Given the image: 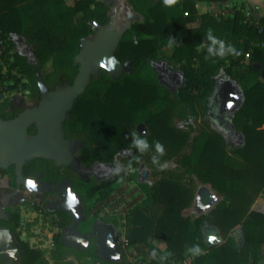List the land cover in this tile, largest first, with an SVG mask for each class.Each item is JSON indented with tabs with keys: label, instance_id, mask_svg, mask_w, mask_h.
I'll return each mask as SVG.
<instances>
[{
	"label": "trees",
	"instance_id": "obj_1",
	"mask_svg": "<svg viewBox=\"0 0 264 264\" xmlns=\"http://www.w3.org/2000/svg\"><path fill=\"white\" fill-rule=\"evenodd\" d=\"M197 1L177 0L166 6L163 0H126L131 11L141 19L123 35L116 55L122 62L131 60L136 72L125 74L119 80L107 74L93 79L86 94L98 96L90 101L79 99L83 112L80 117L90 134L88 145L97 141L107 150L131 146L132 141L127 122L125 130L117 131V122L109 119L144 116L151 126V135L143 138L149 142L152 152H137L134 164L137 166L144 160L152 167L156 181L151 187H144L145 204L130 212L127 238L131 244L144 245L152 239H163L167 248L164 251L152 245L150 248L155 249L156 258L144 264L182 262L186 250L197 244L206 254L193 258L190 264H256L264 258V212L251 210L256 196L264 190V79H261L264 77V17L257 22L246 21L241 9H235L229 17L199 13ZM109 19L110 6L105 0H73L72 3L68 0H0V40L8 44L6 53L13 56L7 71L0 60V93L3 85L13 89L22 83V77L13 72L14 68L27 78L25 84L35 87L40 81L47 85L60 84L63 80L72 82L78 70L75 57L82 48V39L95 33V22L104 25ZM196 21H199L198 26H189ZM209 30L226 45L234 46L238 55L206 60ZM173 37L171 55L162 53L171 48L169 40ZM17 38L25 39L35 62L14 51ZM204 44L207 46L199 49ZM161 57L167 58L185 75L186 84L175 93L158 81L151 65V60ZM49 61L52 69L39 77L36 72L40 73ZM246 62L248 78L253 83L243 82L242 99L232 115V124L242 134V141L231 145L215 130L204 132L202 129L193 135L196 128L190 121L205 119L209 98L221 75L233 76L234 70ZM11 80L13 83L6 84ZM101 85L113 88L98 91ZM103 94L107 96L102 99ZM8 108L7 99L0 105V118L13 117ZM175 117L188 121L189 129L178 127ZM98 134L102 136L97 138ZM155 141L161 142L166 151L160 162L174 157L185 169L183 173L161 171L152 163ZM114 153L89 154L94 160L111 161ZM57 170L52 161L44 158L24 165L25 175L34 176L41 171L45 180H52L47 176L53 175L55 183L61 177ZM184 173L197 176L223 196L215 208L194 218L185 214L194 199L195 187L191 180H183ZM0 174L9 175L8 190L16 188L15 165L8 170L0 169ZM111 189L108 186L100 195H108ZM35 206L47 212L44 205ZM19 210L18 205L9 206L8 217L0 218V228L9 230L16 239L19 256L15 264H50L43 251L32 248L21 238ZM57 213L61 230L56 234L51 259L54 264H73L70 257L79 249L64 243L62 230L71 223L72 216L67 211ZM238 225H241V233L230 235ZM209 226L216 228L225 241L207 242L205 229ZM169 252L171 256L167 255ZM121 253L123 262L125 254ZM96 259L105 264H122L102 258L98 251Z\"/></svg>",
	"mask_w": 264,
	"mask_h": 264
},
{
	"label": "flooded vegetation",
	"instance_id": "obj_2",
	"mask_svg": "<svg viewBox=\"0 0 264 264\" xmlns=\"http://www.w3.org/2000/svg\"><path fill=\"white\" fill-rule=\"evenodd\" d=\"M105 1L107 2V0ZM111 2H112V5H110V2L109 3L107 2V3L109 4V6L114 8V3L116 2V0H112ZM120 19L121 18L119 16L118 21H120ZM93 35L94 34H92L91 36ZM116 51H115V55H116ZM27 56H29L31 62L36 61L31 51L29 52ZM166 59L167 58L165 57H161L157 60H151V65L153 61L159 62V64L156 67L152 65L153 70L156 73V77L158 81L165 88L170 90L171 93H175L177 90H179L181 87H183L186 84V79L183 78L182 76H176V75L171 74L172 71H179V72L181 71L179 69L174 68L170 63L169 65L164 66L163 62ZM126 61H123V63H125ZM75 64L78 65V70L72 82L63 80L60 84L47 85L44 81H40L39 83L41 82L45 83L44 87L41 84H39L37 87L30 85V84H25L24 82L27 81L25 79L26 77L22 73H20L19 76L22 77V83L18 85L17 87L11 89L10 91L8 90L7 91L8 94L0 102V105H1L5 100L8 99V102H9L8 110L11 113H13V117L7 118V119H2V118L0 119L10 120L12 118H16L20 116L22 113H24L28 109L41 108V107L43 108V103L45 101L46 96L53 95L52 98L57 99L59 101V96H57V92L63 87L73 86L80 73V69H79L80 64L79 63H75ZM47 72H45L44 69H42L40 73L38 71L36 73L38 74L39 77H42V75H45ZM135 72H136V69L133 67V62L131 66L128 69L124 70L123 73L118 78H113L110 75V71L101 66L92 70L90 72L89 84L87 85V87L82 93L78 94V96L75 97L72 105L69 108H67L66 112L64 113L65 114L64 116L60 114L62 110H59L58 112H56V111H53V108L50 107L46 109V113L44 116H42V118L40 119L37 118V119L32 120L28 124V127H27L28 136L39 135L40 131L44 128L45 129L53 128L55 131V133L54 132L52 133L53 137L55 136L60 141L68 142L67 148H64L62 151L71 153L76 159L77 166L58 167L55 164V160L53 159H48L45 157H37V158H44L48 161H52L53 164L58 168L57 174L58 175L60 174L61 177L57 183H55L56 180L53 175L50 177L49 175L47 176V178H50L52 180H49V181L45 180V175L41 171L37 172L34 176H29L25 174L24 175L32 179H35L38 175H40L39 177L42 182L49 183L54 186H59L64 178H69L72 180L71 190L74 194L78 195V197L80 198V201H77L76 199L73 198L69 202L70 204L68 206L69 207L68 210L61 209V210H58L57 212L67 211V212H70L72 216L71 223L62 229L64 232V236L66 234L70 235L69 228H71L73 231H80L82 232V234L89 237V240H90L89 244L84 249L89 248L93 245L95 249L98 251L97 234L101 232V229L99 227L101 225V226L112 228L113 230V240L112 241H114V243L119 248V250L122 251V246H121L122 233L117 229L116 223L114 221L110 222L106 220H96L95 215H93L92 217H87V218L84 217L83 215L76 216L74 213V210H77L81 208V206L86 204V200H85L86 194L85 193L87 192V190H91V191L94 190L95 192L98 193V195H100L101 190H104L108 186H111L112 189L108 193V195H111V194H117L116 188L120 184H122V182H126L129 184L132 182L134 183L136 181V178L135 176H132L133 175L132 173L135 171L134 169L136 168L134 161H135V157L138 151L137 149L131 146H122L117 149L107 150V149H104L97 141L92 143V145L89 146L87 143V140L89 139L90 134L88 133V129L84 128L82 124V119L80 116L82 115L83 112L80 111L82 109L81 108L82 104L79 102V99L82 97L83 101H90L93 99V97L98 96L97 94L96 95L86 94L88 88L90 87V84L95 78H100L104 74H107L111 79L119 80L125 74L135 73ZM148 74H151V72H148ZM111 88H113V86L111 85H101L97 87V90L98 91L102 90L104 92H107ZM235 90H236L235 85L231 80H224L222 89L219 92H217V94H215L216 92L214 90V92L210 96L209 101H208V109H212L214 107V102H219L221 110L223 111L226 110L229 112L233 110V112H235V110L240 105V102L235 103V99H236ZM4 93H5V90H2L0 95L2 96ZM106 96H107L106 94H103L100 96V98L103 99ZM68 102H69V99H68ZM230 104L232 105L231 107H229ZM41 120L47 121V124L41 125ZM54 120H58L61 122V125H62L61 130L55 129V126L53 123ZM199 120L200 119H198V121ZM109 121H112L115 123L117 122L118 125L115 127L117 131L125 130V124L127 122L129 124V127H127L126 129L128 130L129 134L136 132L138 135H142V137L147 138L152 133L151 126L148 123L147 118L144 116L130 117V119L128 120H126L125 118H112L111 120L109 119ZM185 122L187 123V125H189L188 121H185ZM190 122L195 126L194 122L196 121L194 119H192ZM195 128L197 130L196 126ZM100 136H102V134H98L97 138L98 137L100 138ZM51 144L52 143L50 141L47 144L43 145L44 147L42 148L40 152H55L56 150H59V147H55L56 149L52 148ZM235 144L237 143H234L231 145H235ZM0 150H1V145H0ZM91 152H115V153L113 154L112 160L110 161V160H94L93 156L90 157L91 154L89 153ZM148 152H152L151 148L148 150ZM141 162L143 161L141 160L140 163ZM11 165L12 164H8L7 167H3L0 169L8 170ZM117 166H119L121 169L118 175L114 174V169ZM0 177L1 178L6 177L9 183L8 185L11 186V179L8 174H0ZM147 178H148L147 173L144 172L141 175L140 179L141 181H145ZM15 189L16 190L18 189L20 192H22V191H26L27 188L23 184L20 187H18V184H17ZM31 191H33L34 194L36 192L39 193V197L36 198V200L33 202L34 206L35 204L44 205L47 209L48 202L64 200L63 195H61L59 191H54V190H49V191L43 190L42 191L41 190L40 192H38L32 189ZM75 222L77 223L75 224ZM60 230L61 229L59 227V231ZM102 233H106V232L103 230ZM73 244L74 245H72V247H76L77 249H79L82 246L81 243H77V244L73 243Z\"/></svg>",
	"mask_w": 264,
	"mask_h": 264
},
{
	"label": "rangeland",
	"instance_id": "obj_3",
	"mask_svg": "<svg viewBox=\"0 0 264 264\" xmlns=\"http://www.w3.org/2000/svg\"><path fill=\"white\" fill-rule=\"evenodd\" d=\"M112 0H107V2H110V5H112ZM69 3H72L73 0H68ZM122 4L121 8H119L117 5ZM118 12L117 17V23L114 26V28H118L121 31L125 28V23L128 20L132 19V24L137 20L141 19L139 16L138 18H131V9H128L127 4L125 3V0H116L114 3V8L110 6V14ZM121 17L120 21H118V17ZM195 24H198V21L194 22ZM193 23L189 24V26H192ZM127 31V30H126ZM124 32V34L126 33ZM92 37V36H91ZM3 43H0V60L3 62L4 70H8L9 64L13 60V56L10 53H6L7 43L2 40ZM205 48V46H200L199 49ZM14 51H18L22 54L28 55L30 52V48L27 45L25 39L23 38H17L15 42V49ZM173 51V48H168L162 53H166L168 55H171ZM3 57V58H2ZM8 60V61H6ZM9 62V63H7ZM53 67L52 62L49 61L45 64L43 67L44 71L47 72L51 70ZM13 72L16 74H20L19 70L17 68L13 69ZM250 74H249V66L248 63H244L243 65L237 67L234 70L233 76H228L226 74H222L221 77L218 80L215 94L219 92L223 87V81L224 80H231L237 91L241 92V89L243 88L244 83L246 84H252L249 80ZM27 80V78H25ZM261 79H264V77H261ZM27 82V81H26ZM249 82V83H248ZM13 83V81H8V83ZM21 84V83H20ZM19 84V85H20ZM6 85H3L1 87L2 90H5V93L1 96L0 95V102L4 99V97L8 94L7 91L11 90L5 87ZM241 102V101H240ZM232 111H226L221 110L219 102H214V107L212 109L207 110V115L205 119L202 121L200 119L197 122H194L195 126L197 127V130L193 132V135L199 134V131L204 129V132H212V131H218L222 133L225 138L229 141L230 144L234 143H240L242 139V134L238 132L233 124H232ZM175 120L177 121V125L180 128L188 130L189 127L185 120L180 119L178 117H175ZM186 149V148H185ZM166 155V151L165 154ZM139 165L136 166L134 169L135 171L132 173V176H135L136 181L133 183H126L122 182L116 189L117 194H111V195H105L100 196L97 192L94 190H87L85 193L86 195V204L81 206L79 208L81 212L83 213L84 217H92L95 215L96 220H106V221H114L116 223L117 229L122 233L123 237H127L128 229H129V215L130 212L137 207H141L145 204L147 199V194L144 190V187H151L155 181L156 177L152 174V167L148 166L144 160H142ZM167 163L168 167L165 169L166 171H173L175 173L177 172H184V168L178 163L175 158L171 159H164L160 162L161 165ZM147 173L148 178L145 181H141V175L143 173ZM183 180L184 181H192L194 187H195V193H194V199L190 206L185 210V214L190 215L191 217H196L200 214H203L205 212L210 211L211 209L215 208L216 205L222 200L223 196H221L210 184L204 183L200 181L197 176H189L188 174H183ZM5 179H2L0 177V185H6L9 184L8 181ZM202 193L208 194L211 196V200L208 204L200 205L199 199ZM39 197V193H33V191L26 189V191H22L18 197H17V205L19 208L21 207L23 211L24 218L26 220V226L25 228L27 231L30 229H36V232H40L41 228H36V215L35 213H39L40 211L32 205V202L36 200V198ZM22 201V202H21ZM251 210H259L264 212V190L256 196L252 206ZM87 211V212H86ZM42 213V212H41ZM58 214V213H57ZM241 225H238L234 229L231 230L230 235H236L241 233ZM27 236V235H26ZM56 241V240H55ZM225 241L224 237H221V242ZM32 242H35L33 240ZM134 246L135 251L131 254H125V259L122 262L119 261L122 264H126L128 262L129 264H144L145 262H148L151 260L150 258V252H151V246L156 245L161 250L166 251L167 244L163 239H152L147 244H131ZM75 249V248H74ZM205 252V251H204ZM97 250L92 245L89 248L82 249V250H74L73 255L70 257L73 261V264H105L102 261L96 259ZM186 251V255H187ZM189 256H186V258L182 262H174V264H190V262L193 260V257L188 254ZM127 263V264H128Z\"/></svg>",
	"mask_w": 264,
	"mask_h": 264
},
{
	"label": "water",
	"instance_id": "obj_4",
	"mask_svg": "<svg viewBox=\"0 0 264 264\" xmlns=\"http://www.w3.org/2000/svg\"><path fill=\"white\" fill-rule=\"evenodd\" d=\"M118 12L110 14L109 22L101 25L95 22L97 31L92 37L82 39L81 51L75 57V63L80 64V73L71 87H63L57 92L59 101L53 99L52 96H46L43 103V108L28 109L20 116L12 118L10 120L0 119V161L3 162L1 168L7 167L8 164L15 165L16 182L18 187L22 184L29 190L40 192L43 191H59L63 195L64 200L61 201H50L47 203V211L57 212L58 210L69 209V202L71 199L80 201L78 195L74 194L71 190L72 180L64 178L59 186H54L49 183H44L40 180V175L35 179L28 178L24 175V165L37 157H45L48 159L55 160V164L60 166H77L75 157L69 152H63L64 148H67V141H60L55 136H52L54 131L53 128H44L40 131L39 135L28 136V124L34 119H40L45 115L46 109L53 108V111L58 112L62 110L60 114L64 116L67 108H69L73 100L78 94L82 93L90 82V72L98 67H104L110 71V75L113 78H118L124 70L128 69L132 62L127 60L125 63L121 62L115 55V51L118 49L119 43L124 35V32L132 25V19L125 23L124 30H120L114 26L117 23ZM138 14L135 12L131 13V18H138ZM159 64L158 61H153L152 65L156 67ZM164 66L169 65L166 59L163 62ZM171 74L176 76H182L183 73L179 71H172ZM43 87L44 82L40 83ZM236 99L235 103L240 102L242 99V93L235 90ZM69 97V98H68ZM69 99V102H68ZM47 107V108H45ZM61 108V109H60ZM58 114V115H60ZM57 116V115H56ZM55 129L61 130L62 125L58 120L53 121ZM47 121L41 120V125H46ZM52 136V137H51ZM51 141V147H59V150L55 152H40L43 145ZM56 149V148H55ZM33 182L35 187H29V182ZM211 200V196L202 193L199 199V204H208ZM76 216L83 215V213L77 209L74 210ZM77 222H75L76 224ZM101 232L97 234V245L98 252L102 258L119 262L122 257V253L116 246L113 240V230L110 227L99 226ZM70 235L64 236V243L68 246L74 245L73 243H81L82 246L79 250L84 249L89 244V237L82 234L80 231H73L71 228ZM106 233H102V231ZM206 240L209 242L210 236H215L216 240L210 243L217 244L221 241V236L218 234L216 228L209 226L205 229Z\"/></svg>",
	"mask_w": 264,
	"mask_h": 264
},
{
	"label": "crops",
	"instance_id": "obj_5",
	"mask_svg": "<svg viewBox=\"0 0 264 264\" xmlns=\"http://www.w3.org/2000/svg\"><path fill=\"white\" fill-rule=\"evenodd\" d=\"M125 3L127 4L126 0ZM117 6L121 8L122 4H118ZM127 7L128 9H130L128 4ZM197 8L199 13L209 12L215 16L223 15L225 17L233 16L235 9H241L246 18V21L250 22H257L264 17V0H198ZM198 25L199 21L198 24L193 23L192 26ZM203 46L206 47L207 44H204ZM0 165L3 166V162L0 161ZM8 186V184L3 186L0 185V218L8 217V213L6 211L7 207L17 205V197L21 193L18 189L16 190L15 188L12 190H8V188L10 187ZM32 205L34 206L33 202ZM19 212L21 215L22 226L21 238L27 241L32 248L43 251L44 256L49 260L50 264H54V261L51 259V254L55 250L56 234L59 232V226L57 223L59 220V215L56 212L49 211H40V214L35 213L37 225L36 228H41V231L37 233L36 229H30L29 231H27V229L25 228L26 220L24 218L21 207ZM33 240H35V242H32ZM188 254L186 256H189ZM18 256L19 250L16 246V239L9 232V230L0 228V264H15L18 260ZM256 264H264V258H262Z\"/></svg>",
	"mask_w": 264,
	"mask_h": 264
},
{
	"label": "clouds",
	"instance_id": "obj_6",
	"mask_svg": "<svg viewBox=\"0 0 264 264\" xmlns=\"http://www.w3.org/2000/svg\"><path fill=\"white\" fill-rule=\"evenodd\" d=\"M163 2L166 6H171V5L175 4L177 2V0H163ZM206 38H207V41L210 42L208 47H207V53L208 54L205 56L206 60L213 58V57H217V56L220 58H223L229 54L238 55L234 46L226 45L224 41L219 40L216 36H214L211 30H209L207 32ZM174 42H175V38L174 37L170 38L169 47H171L174 44ZM131 137H132L131 147L137 149V151L140 154H144V153L148 152L150 145H149V142L147 141V139L143 138L142 135H138L136 132L131 133ZM154 144H155V153L152 155V163L154 165H158L159 169L161 171H163L168 167L167 163H165L163 165L160 164V157L165 154V149H164L163 144L159 141H155ZM120 170H121L120 167L117 166L114 169V174L118 175ZM215 240H216L215 236L209 237V242H212ZM186 251H187V253H190L193 258L206 254L204 252V250L201 249L198 244L193 245L192 247L188 248ZM149 255H150L151 259H155L156 258L155 249H153ZM167 255L171 256L172 253L169 252V253H167Z\"/></svg>",
	"mask_w": 264,
	"mask_h": 264
},
{
	"label": "built area",
	"instance_id": "obj_7",
	"mask_svg": "<svg viewBox=\"0 0 264 264\" xmlns=\"http://www.w3.org/2000/svg\"><path fill=\"white\" fill-rule=\"evenodd\" d=\"M0 43H3L2 40H0ZM124 236V235H123ZM121 237V246H122V251L123 253L131 254L132 252L135 251L134 246L131 245L129 239L127 237ZM128 263V262H126ZM139 264V263H137Z\"/></svg>",
	"mask_w": 264,
	"mask_h": 264
},
{
	"label": "snow or ice",
	"instance_id": "obj_8",
	"mask_svg": "<svg viewBox=\"0 0 264 264\" xmlns=\"http://www.w3.org/2000/svg\"><path fill=\"white\" fill-rule=\"evenodd\" d=\"M232 105L230 104L229 107H231ZM29 187H35V184L33 182H29Z\"/></svg>",
	"mask_w": 264,
	"mask_h": 264
}]
</instances>
